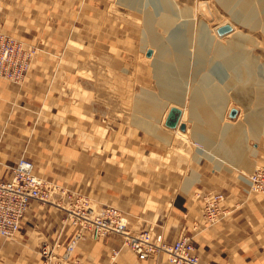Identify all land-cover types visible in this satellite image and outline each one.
I'll return each mask as SVG.
<instances>
[{"label": "crops", "instance_id": "1", "mask_svg": "<svg viewBox=\"0 0 264 264\" xmlns=\"http://www.w3.org/2000/svg\"><path fill=\"white\" fill-rule=\"evenodd\" d=\"M111 1L0 0V28L41 49L23 82L0 79V177L8 178L25 154L37 174L64 190L123 209L133 232L151 228L168 241L188 235L203 264H264V194L245 191L248 173L264 156L259 147L248 151L240 118L218 124L219 119L208 123L209 117L169 128L165 120L172 103L140 107L146 119H136V127L133 118L126 120V108L114 106V91L89 89L88 81L69 69L94 62L108 68V83L113 80L118 63L111 52L96 47L90 60L70 57L88 49L80 40L85 25L94 24ZM157 110L160 115L151 121ZM224 128L233 130V141L224 140ZM186 130L190 138H184ZM201 132L210 138L199 139ZM207 192L223 193L228 210L210 226L202 216ZM53 197L67 203L64 194ZM54 200H33L17 234L0 235V264H42L43 241L65 243L74 235L66 211ZM120 247L121 236L114 233L81 240L74 256L106 264ZM120 264L174 263L165 253L139 259L125 248Z\"/></svg>", "mask_w": 264, "mask_h": 264}, {"label": "rangeland", "instance_id": "2", "mask_svg": "<svg viewBox=\"0 0 264 264\" xmlns=\"http://www.w3.org/2000/svg\"><path fill=\"white\" fill-rule=\"evenodd\" d=\"M128 1L130 4L112 0L101 11L100 18L95 19L94 24L91 21L86 22L91 26L85 25L86 29L83 30L80 40L84 43L83 47L88 49H81L79 55L70 56L74 59L90 60L91 49L96 47L106 50L107 53L111 52L118 63L111 70L113 80L108 83V68L98 63L93 62L90 65L87 62L85 67L69 69L74 72L77 70L88 81L89 89L96 86L98 89L114 91V106L122 105L126 108V120L130 123L133 118L136 127L139 126L136 119H146L142 107L163 109L172 103H176L183 110L180 123L185 124L184 128L193 122L201 124L198 123L197 116L200 118L199 122H206L207 118L214 117L216 121L219 119L218 124H227L239 117L246 126L248 151L259 147L264 156V0H232L229 7L220 0H141V3L140 0ZM160 3L164 6L163 9ZM133 4L135 5L132 6ZM165 15L172 17L163 21ZM0 30L16 36L25 46L36 47L39 52L33 62L38 58L41 49L37 44L27 43L3 28ZM174 31L187 35V41L183 45L178 36L172 38L170 33ZM238 32L245 36L236 45L233 41ZM219 41L229 46L232 54L240 52L244 47L248 59L243 54L240 59L223 56L216 50ZM203 52L206 55L204 65L198 62L197 57L198 54H204ZM157 58L166 62L171 71L174 69L172 75L176 77L175 81L180 88L171 97L162 94L154 65ZM205 74L207 77H203ZM26 76L15 83L23 82ZM204 78H208L209 82L203 81ZM181 87L185 89V93L181 94L182 100L177 91ZM211 88L215 91L210 90ZM119 95L124 98H116ZM214 104L218 106L217 110L214 109ZM159 115L157 110L156 115H151V121ZM211 119L208 123L216 122ZM163 121L161 125L165 126ZM203 124L205 123L202 126ZM225 129L221 130L222 137L224 140L233 141L234 136L225 137ZM185 132L184 138H190V131ZM215 132L220 135L218 131ZM22 156L28 158L25 154L20 157ZM263 161L264 159L259 160L256 167L263 165ZM68 192L80 194L73 190ZM54 202L66 211V218L70 221L68 212L63 207L66 204L55 200Z\"/></svg>", "mask_w": 264, "mask_h": 264}, {"label": "built area", "instance_id": "3", "mask_svg": "<svg viewBox=\"0 0 264 264\" xmlns=\"http://www.w3.org/2000/svg\"><path fill=\"white\" fill-rule=\"evenodd\" d=\"M36 47L25 46L24 42L0 30V79L20 82L36 58ZM183 123V122H182ZM8 178H0V235L13 238L32 200H52L54 194L67 198L68 217L75 232L65 243L43 242L39 246L42 264H86L74 256L80 239L100 238L109 233L121 236V247L114 250L109 264H120L123 250L129 249L139 259L165 253L174 264H203L198 250L188 235H181L173 241L165 239L161 231L151 228L132 232L126 212L116 205L93 208L88 198L64 190L56 182L42 178L35 173V164L25 156L11 167ZM245 191L264 194V164L247 175ZM225 195L221 192H207L203 196L202 216L210 226L222 220L228 213L223 205Z\"/></svg>", "mask_w": 264, "mask_h": 264}, {"label": "bare ground", "instance_id": "4", "mask_svg": "<svg viewBox=\"0 0 264 264\" xmlns=\"http://www.w3.org/2000/svg\"><path fill=\"white\" fill-rule=\"evenodd\" d=\"M118 1H120V2H125V3H129L130 4V1H128V0H118ZM133 1H135V0H133ZM160 2H162V0H159ZM226 7H229L230 5H231V2H232V0H220ZM138 2H139V0H138ZM140 3H141V0H140ZM135 4H133L132 6H134ZM162 5V3H160V6ZM162 7V9H163V7L164 6H161ZM169 17H172V16H169V15H165V16H163V21L165 20V19H168ZM149 23V22H148ZM149 25V24H148ZM171 34V36H172V38H178L179 37V41H180V43H181V45H183L184 43H185V41H187V35H184V33H183V35L182 34H180V33H177V32H172V33H170ZM176 36H178V37H176ZM245 35L242 33V32H238L237 33V36H236V39L233 41V42H235V44L236 45H239V42H240V40H242L243 38L242 37H244ZM14 37H16V36H14ZM17 38V37H16ZM216 50H218L219 51V53L220 54H222L223 56H226L227 58H231V57H233L234 59H240V58H242V54L244 55L243 57H247V59H248V55H246L244 52H246V50L244 49V47L242 48V50H240V52H237V53H235V54H232V49L231 48H229V46H227V45H224L221 41H219V42H217V48H216ZM234 51V50H233ZM204 53V52H203ZM252 56V55H251ZM197 57H199V59H198V62L200 63V62H202L203 63V65L204 64H206V61H205V57H206V55H205V53L204 54H202V55H200V54H198V56ZM232 58V59H233ZM244 60H246V59H244ZM198 63V64H199ZM154 65H155V70L157 71L156 73H157V78H158V81H159V84H161V87H162V94L164 95V96H170L171 94H173V93H175L174 91L177 89V88H180V87H178L179 86V83L177 82V81H175L176 80V77H174L173 75H172V73L174 72V69H173V71H171L170 70V68H168V66H167V63L166 62H163V61H161L159 58H157L156 60H154ZM203 77H207V74H205V75H203ZM2 79H6V80H9V79H7V78H2ZM11 81V80H10ZM21 81V80H20ZM203 81H206V83H208L209 82V79L208 78H204L203 79ZM14 82V81H13ZM207 85H209V84H207ZM183 89V90H182ZM210 90H212V91H215V89L214 88H211ZM179 93H180V97H181V100L183 99L182 98V96L183 95H181V94H184L185 93V89H184V87L182 88L181 87V89H178L177 90ZM178 93V94H179ZM172 96V95H171ZM170 96V97H171ZM179 103V102H178ZM197 107V106H196ZM214 109L215 110H217L218 109V106L216 105V104H214ZM152 107H149V109H151ZM184 108V107H183ZM208 107H206V109H207ZM212 111V110H211ZM152 116L153 115H155V114H152V113H150ZM197 120L199 121L200 120V118H198V116H197ZM212 121H216V119L215 118H213L212 119ZM225 134H227V135H233V130L231 131V130H229V129H226V131H225ZM206 137H208V138H210L207 134H205V133H203V132H201L200 134H199V138H201V139H206ZM20 159V158H19ZM12 170V169H11ZM36 173V172H35ZM37 174V173H36ZM38 176H40L39 174H37ZM40 177H42V176H40ZM0 178H3V177H0ZM42 178H44V177H42ZM77 195V194H76ZM80 195V194H79ZM80 196H83V195H80ZM84 197H86V196H84ZM87 198V197H86ZM89 199V198H88ZM36 200H38V201H45V200H40V199H36ZM33 201V200H32ZM89 201L91 202V206L93 207V208H101L102 206H98L97 204H95V203H93L90 199H89ZM30 205H31V203H30ZM30 205H29V208H30ZM69 204L68 203H66V206L65 205H63V207H65V209L67 210V206H68ZM95 206V207H94ZM107 206V205H106ZM114 206V205H113ZM28 208V209H29ZM95 208V209H96ZM28 211V210H27ZM27 213V212H26ZM71 221V220H70ZM72 222V221H71ZM22 223V222H21ZM19 229H20V227H19ZM19 229H18V231H19ZM131 230V229H130ZM143 230V229H142ZM132 231V230H131ZM141 231V230H140ZM133 232V231H132ZM139 232V231H138ZM111 234H114V233H109V234H107V235H105V236H102V237H100V238H92V240H100L101 238H104V237H106V236H108V235H111ZM1 236H3V235H1ZM3 237H6V236H3ZM7 238V237H6ZM88 239H91V238H88ZM60 240V239H59ZM59 240H56V241H59ZM81 240H86V239H84V238H82V239H80V241ZM47 242H53V241H48V240H46ZM79 241V242H80ZM45 242V241H44ZM60 242V241H59ZM78 242V243H79ZM43 243V242H42ZM41 245V244H40ZM77 246H78V244H77ZM77 246H76V248H77ZM75 251H76V249H75ZM114 253V251L112 252V254ZM112 254H111V256H110V260H109V262L107 263V264H109L110 263V261H111V258H112ZM87 264V263H86Z\"/></svg>", "mask_w": 264, "mask_h": 264}, {"label": "water", "instance_id": "5", "mask_svg": "<svg viewBox=\"0 0 264 264\" xmlns=\"http://www.w3.org/2000/svg\"><path fill=\"white\" fill-rule=\"evenodd\" d=\"M182 114V108L177 105L171 106L165 120V125L169 128H177L178 126H182V128H184V123H180Z\"/></svg>", "mask_w": 264, "mask_h": 264}]
</instances>
